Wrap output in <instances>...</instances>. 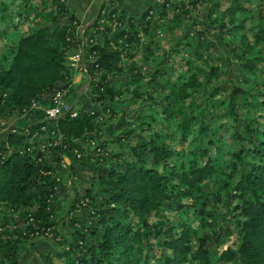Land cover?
Returning <instances> with one entry per match:
<instances>
[{
	"label": "trees",
	"instance_id": "1",
	"mask_svg": "<svg viewBox=\"0 0 264 264\" xmlns=\"http://www.w3.org/2000/svg\"><path fill=\"white\" fill-rule=\"evenodd\" d=\"M228 1L165 0L158 14L131 15L102 0L82 27L67 0H0V130L18 117L0 143V264H21L26 245L50 234L61 240L44 264H264V100L239 83L264 61V0ZM180 24L168 50L154 40ZM220 64L236 66L231 87L216 83ZM76 72L98 108L47 118L43 107L70 94ZM215 111L231 121L229 173ZM107 127L117 151L99 138ZM65 159L84 186L68 211H86L67 232L57 200ZM212 179L225 187L237 238L217 259L222 198L204 189Z\"/></svg>",
	"mask_w": 264,
	"mask_h": 264
},
{
	"label": "rangeland",
	"instance_id": "2",
	"mask_svg": "<svg viewBox=\"0 0 264 264\" xmlns=\"http://www.w3.org/2000/svg\"><path fill=\"white\" fill-rule=\"evenodd\" d=\"M165 0H115L116 6L120 8H125L128 10L129 14L131 15H141L148 11L150 7H154L155 13L158 14L162 10V3ZM178 1V0H174ZM217 0H215L216 2ZM221 2V6H217V9H225L226 6H229L230 2L228 0H219ZM69 3V6L72 10L76 12L78 17L81 20V26L86 27L94 22V20L97 18L98 12L100 10V4L102 3V0H67ZM240 2L247 6L250 3L247 0H240ZM187 3H190V0H187ZM127 4V5H126ZM40 5V4H39ZM205 4L199 5L195 9V16L197 18L204 17L206 14L205 12ZM99 9V10H98ZM35 14L31 15V18H33ZM32 19H30L31 21ZM32 24V23H31ZM252 26V23L250 20L247 21V26ZM179 27V26H178ZM184 29V24H180V27L175 30V33H166L164 30L159 29L156 32V36H154V40L158 42L160 47H164L167 50L169 49L171 42L174 41V38L182 33ZM249 35L251 33L249 32ZM226 40L231 41V34H228L226 36ZM254 41V39L252 38ZM248 41V40H246ZM228 42V43H229ZM231 44V42L229 43ZM245 45V44H244ZM221 46L224 48H228V44H224L223 41H221ZM243 44H239V47ZM261 48V52H263L264 55V45L258 46ZM252 54L254 56H258V52L256 49L253 50ZM75 55V54H74ZM73 55V56H74ZM162 55V54H161ZM72 56V57H73ZM71 57V66L73 69L79 68V61H75ZM221 76L222 78L217 80L216 83L224 86H232L233 83L230 82V79H236L238 77V73L235 71L236 66H232L233 69H230L229 66H225V64L221 65ZM259 69L255 71L254 78L250 80L247 84L243 82H239L240 84H244V87L250 91V93L255 95H262L260 96L261 99L264 100V61H262L258 67ZM80 75L81 79L76 82V77ZM241 81H243V78H240ZM235 82V81H234ZM90 88L88 84V80L80 72H76L73 84H72V91L70 94L67 95V97L63 96V100L67 102L71 107L74 105H79L85 109H97L98 107L93 105L91 102L90 97ZM216 107V106H215ZM217 108V107H216ZM220 111H215L213 114V120L212 124L214 128L216 129L217 136L220 138V144L222 146V149L224 151V163L222 164L221 169L223 171H227L229 173L231 171V168L228 166L231 163V155L230 151L234 149L235 145L233 144V130L230 125V120L228 118H223L220 116ZM14 125H18V117H13L8 122L3 123L4 128L0 130V143L5 140L8 130L12 128ZM100 140L107 141L108 147L113 150L117 151L119 150V147L112 142L111 136L108 134V127L106 129L105 133H101L99 135ZM94 146V144L92 143ZM65 163L59 167V176H60V182H61V191L57 198L58 200V212L60 214V217L63 218V220L60 221L61 230L64 232H67L69 230L68 228V222L71 216L85 213L86 211H79V209L82 208V206L78 207V210L74 213H70L68 211V208L71 206L72 203L78 204V197L82 196L84 194V186L82 183L83 179V173L80 172L77 167L76 168H70V160L65 159ZM228 180V179H227ZM229 181V180H228ZM215 179H212L211 181H207L205 184V190L210 193V190L212 192H216L215 194H220L222 200L221 204L218 207L219 213L216 215L217 224L212 226L214 227L213 230L217 231L215 232V235H220V241H218L214 246V258L217 259L220 254V252L225 249L227 246L233 247L236 242L237 238L235 236V230L233 221L229 219L228 222V206L226 203V195L225 187H219V185L215 184ZM218 186V187H216ZM82 205V204H80ZM210 205H208V208ZM83 209V208H82ZM188 214H184V217H177V220L175 224L178 222H186L188 218ZM231 218V216H230ZM53 235L50 234L44 238H37L33 241L29 242L26 245L23 258L21 260V264H44L43 259L45 254L48 252H56L57 244L56 242L61 240V238L53 239ZM181 264H190L189 261H183Z\"/></svg>",
	"mask_w": 264,
	"mask_h": 264
},
{
	"label": "built area",
	"instance_id": "3",
	"mask_svg": "<svg viewBox=\"0 0 264 264\" xmlns=\"http://www.w3.org/2000/svg\"><path fill=\"white\" fill-rule=\"evenodd\" d=\"M82 56L83 53L79 51L72 57V59H74L75 61H80L82 59ZM66 94H67V90L60 91L55 98L54 104H52L49 107H43V109H45L47 118L56 119L65 112L71 110V106L63 100V96H65Z\"/></svg>",
	"mask_w": 264,
	"mask_h": 264
},
{
	"label": "crops",
	"instance_id": "4",
	"mask_svg": "<svg viewBox=\"0 0 264 264\" xmlns=\"http://www.w3.org/2000/svg\"><path fill=\"white\" fill-rule=\"evenodd\" d=\"M115 1V0H114ZM127 5V4H126ZM100 7H101V4H100ZM99 7V8H100ZM99 10V9H98ZM98 14H99V12H98ZM98 16V15H97ZM81 79V76L80 75H78L77 77H76V82H78L79 80Z\"/></svg>",
	"mask_w": 264,
	"mask_h": 264
}]
</instances>
